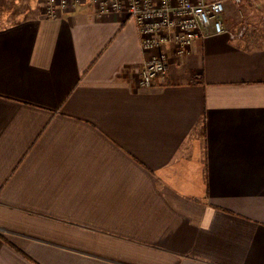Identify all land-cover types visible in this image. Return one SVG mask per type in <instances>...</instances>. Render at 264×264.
<instances>
[{
  "label": "crops",
  "instance_id": "0c3cea01",
  "mask_svg": "<svg viewBox=\"0 0 264 264\" xmlns=\"http://www.w3.org/2000/svg\"><path fill=\"white\" fill-rule=\"evenodd\" d=\"M241 6L145 89L127 17L0 0V264H264V21Z\"/></svg>",
  "mask_w": 264,
  "mask_h": 264
},
{
  "label": "built area",
  "instance_id": "2783aa9c",
  "mask_svg": "<svg viewBox=\"0 0 264 264\" xmlns=\"http://www.w3.org/2000/svg\"><path fill=\"white\" fill-rule=\"evenodd\" d=\"M246 0H42L44 17L55 19L62 13L89 5L95 16L123 15L136 26L140 48L148 56L137 72L142 88H152L156 80H163L171 56L183 57L194 41L206 35L208 27L215 34L225 30L221 15L225 4L236 7ZM246 32L241 27L237 34Z\"/></svg>",
  "mask_w": 264,
  "mask_h": 264
},
{
  "label": "rangeland",
  "instance_id": "374dc122",
  "mask_svg": "<svg viewBox=\"0 0 264 264\" xmlns=\"http://www.w3.org/2000/svg\"><path fill=\"white\" fill-rule=\"evenodd\" d=\"M250 0H247L242 6H241V17H242V24L248 23L250 21H264V0H260V1H256L258 2V5H255L254 7V3ZM14 2V1H13ZM250 7V9H248V7ZM17 7H21V3L12 6V8H17ZM13 16V15H11ZM16 17H18V15H15Z\"/></svg>",
  "mask_w": 264,
  "mask_h": 264
}]
</instances>
